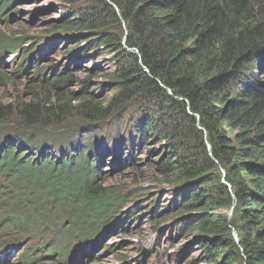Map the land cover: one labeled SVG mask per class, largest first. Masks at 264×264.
<instances>
[{"label": "trees", "instance_id": "16d2710c", "mask_svg": "<svg viewBox=\"0 0 264 264\" xmlns=\"http://www.w3.org/2000/svg\"><path fill=\"white\" fill-rule=\"evenodd\" d=\"M16 1L0 0V23L16 12ZM60 6L67 13L44 32L56 42L67 37L70 63L50 67L54 80L43 76L39 44L29 35H0V61L20 50L13 75L30 70L37 88L29 98L0 100V124H17L0 134L10 223L27 235L42 229L99 244L102 228L117 232L131 220V212L108 214L118 200L116 187L103 182L101 148L116 151L119 170L145 152L155 182L172 192L164 209L157 204L164 193L149 200L150 219H169L178 235L194 233L192 246L204 257L187 264H264V0H61ZM86 54L89 63L110 56L111 71L87 69L76 78L70 64ZM96 77L111 92L95 95ZM76 82L78 92L66 89ZM69 120L85 122L73 128L76 137L64 131L53 139L45 128ZM149 141L160 151L146 149ZM152 152L161 156L152 159ZM28 252L22 264L32 262Z\"/></svg>", "mask_w": 264, "mask_h": 264}, {"label": "rangeland", "instance_id": "374dc122", "mask_svg": "<svg viewBox=\"0 0 264 264\" xmlns=\"http://www.w3.org/2000/svg\"><path fill=\"white\" fill-rule=\"evenodd\" d=\"M60 3L61 0H17L12 10L16 12L8 18L7 22L0 23L1 36L13 37L12 32L19 31L29 35L34 45L39 44L41 60L38 65L43 67V76L48 81L54 80L56 76V72L50 67H64L67 63H70V59L64 57L63 54L68 42L67 37L61 38L56 42L53 37H46L44 32L50 24L60 22L61 17L67 13V10L62 9ZM124 31H127L125 27ZM46 38L50 40L47 42L45 41ZM25 46L30 47V43L24 44L23 48ZM20 55L21 51L19 50L16 54L10 55L5 63L0 62V100L4 102L15 100L16 96L29 98L28 94H33L34 91H37L36 85L30 80V77L33 76L29 73L30 70L20 73V76L13 75L12 69L16 67L14 63L19 59L17 57ZM88 56L86 54L84 57L77 59L78 61L76 60L70 64L72 66L71 69L76 73V78H85V70L87 69L97 70L98 72L111 71L110 56L107 54L97 57L92 63H89L90 58ZM92 82L96 84L94 86L98 87L95 95L100 96L104 92H111L109 89L112 86L106 90L102 78L96 77L92 79ZM62 87V89L66 88L64 85ZM66 89H73L78 92L79 85L76 82L73 86H67ZM84 124L85 122L81 120H77V122L76 120H69L59 125L45 128L55 137L53 139L62 136L64 131H69L72 137H76L79 133L77 130L72 134L73 128L82 127ZM16 126L17 124L13 121L2 122L0 124V134L11 133ZM112 128H117L116 123H113ZM85 134L89 138V142H92L93 138L90 134L88 132ZM78 141L81 140L75 138L74 142ZM146 149L149 151L159 149L158 151H160V148L151 141L148 142ZM102 151V169L104 170L102 175L104 180H102L105 185L116 187L113 192L118 200L115 201L117 206L111 208L108 214L111 217H119L131 212L129 214L131 220L128 225H124L125 229L122 228L117 232L109 231L107 233V237L104 239V247H112L113 251L106 250L96 260L91 261L90 264H187L197 257L203 258L204 256L198 247L192 246L194 233L186 232L184 235H178L171 230L169 219L164 222L150 219V210L155 205V202L150 203L149 200L155 194L161 196L164 193V197L160 198L157 204L163 205L160 208L166 207L171 200L172 192L167 189L168 186L166 184L155 182L156 173H154V166L147 162L148 156L146 153L144 152L143 155L138 154L133 166L119 170L113 168L116 166L113 164L114 160H112L116 151H110L106 146L102 148ZM55 154L57 156L58 152ZM119 155L121 154L119 153ZM159 156H161V153H153L152 159L155 157L159 158ZM154 161L157 160L155 159ZM134 176H137V180H134L136 179ZM147 191V196L142 197L141 193ZM137 217L140 218L136 220ZM31 223L33 224V222ZM10 236L18 240L21 247H25L31 242L29 236H24L21 232L15 230H10ZM100 251L101 247L97 249V253ZM17 257L18 254L6 264H21ZM137 259L139 261H136ZM32 264H57V262L43 259L41 261L34 260Z\"/></svg>", "mask_w": 264, "mask_h": 264}, {"label": "clouds", "instance_id": "9594fccd", "mask_svg": "<svg viewBox=\"0 0 264 264\" xmlns=\"http://www.w3.org/2000/svg\"><path fill=\"white\" fill-rule=\"evenodd\" d=\"M78 61V60H77ZM114 221V220H113ZM112 249V248H111ZM113 250V249H112ZM110 252H112V251H110ZM137 261V260H136Z\"/></svg>", "mask_w": 264, "mask_h": 264}]
</instances>
